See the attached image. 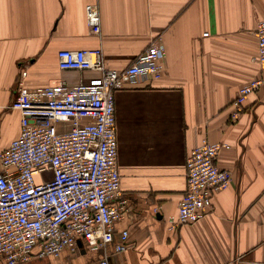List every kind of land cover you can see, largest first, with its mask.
Here are the masks:
<instances>
[{"label":"crops","instance_id":"0c3cea01","mask_svg":"<svg viewBox=\"0 0 264 264\" xmlns=\"http://www.w3.org/2000/svg\"><path fill=\"white\" fill-rule=\"evenodd\" d=\"M263 19L264 0H0V151L20 132L9 105L23 70L30 89L74 85L95 73L61 71L60 50L100 49L105 67L118 71L154 38L165 50L160 80L114 95V204L127 211L114 230L115 241L128 232L127 250H91L80 240L73 252L28 264H264V84L234 122L230 106L249 81H264L254 35ZM204 139L229 146L216 164L232 181L198 222L169 231L186 191V157Z\"/></svg>","mask_w":264,"mask_h":264},{"label":"built area","instance_id":"2783aa9c","mask_svg":"<svg viewBox=\"0 0 264 264\" xmlns=\"http://www.w3.org/2000/svg\"><path fill=\"white\" fill-rule=\"evenodd\" d=\"M88 24L99 35L96 14ZM254 35L255 61L264 67V19ZM164 58L158 37L121 71L105 67L100 49L60 50L61 71L95 73L74 85L62 80L30 89L23 84L26 71L20 73L9 105L19 112L20 132L0 151V264L56 258L64 250L73 252L80 240L91 250L110 244L114 253L127 250L128 232L115 241L114 230L127 212L124 201L114 204L121 190L114 95L126 85L160 80ZM263 84L254 78L238 90L230 105L233 122L246 98ZM228 148L204 139L188 153L186 191L177 214L167 220L169 231L198 222L212 208L213 194L229 186L231 173L216 164L220 151Z\"/></svg>","mask_w":264,"mask_h":264}]
</instances>
